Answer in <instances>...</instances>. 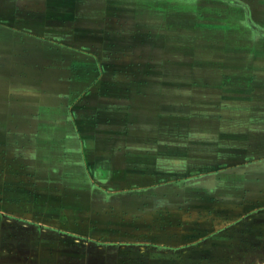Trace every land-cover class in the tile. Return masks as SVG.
I'll list each match as a JSON object with an SVG mask.
<instances>
[{
	"label": "rangeland",
	"instance_id": "obj_1",
	"mask_svg": "<svg viewBox=\"0 0 264 264\" xmlns=\"http://www.w3.org/2000/svg\"><path fill=\"white\" fill-rule=\"evenodd\" d=\"M0 264H264V0H0Z\"/></svg>",
	"mask_w": 264,
	"mask_h": 264
}]
</instances>
